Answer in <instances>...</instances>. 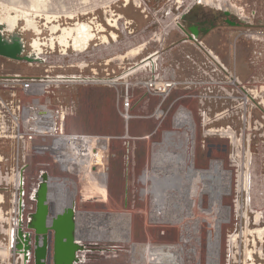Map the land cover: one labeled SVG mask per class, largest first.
<instances>
[{"label": "rangeland", "instance_id": "1", "mask_svg": "<svg viewBox=\"0 0 264 264\" xmlns=\"http://www.w3.org/2000/svg\"><path fill=\"white\" fill-rule=\"evenodd\" d=\"M192 9L217 17L228 9L237 24L196 37L183 27ZM263 21L264 0H0V33L24 44L20 59L0 57V76H61L51 95L66 110V130L107 138L105 173L88 183L66 171L67 154L58 166L49 155H17L0 106V264H35L33 255L24 262L10 252L13 181L22 171L21 228L31 231L29 198L46 170L59 189L50 194L53 208L71 196L75 211L93 214L76 216L84 245L77 264L127 261L130 245L87 241L89 226H115L97 213L119 211L137 248L130 264H264ZM76 23L89 25L84 49L72 45L75 32L66 44L57 40ZM161 75L172 83L164 97L147 85Z\"/></svg>", "mask_w": 264, "mask_h": 264}, {"label": "built area", "instance_id": "2", "mask_svg": "<svg viewBox=\"0 0 264 264\" xmlns=\"http://www.w3.org/2000/svg\"><path fill=\"white\" fill-rule=\"evenodd\" d=\"M168 77H155L148 83L149 87L160 90L163 96L167 87L171 86ZM65 81L61 76L56 78L21 76H0V106L9 118L8 134L14 141L17 155L26 156L49 155L56 166L60 164L58 155L68 147L71 151H79L95 159V165L102 166L105 160L107 140L104 135L73 132L66 130V110L54 102L51 88L54 84ZM164 97V96H163ZM120 114L127 122L130 114V96L121 95ZM17 180L19 172L16 173ZM15 195L17 189L14 187Z\"/></svg>", "mask_w": 264, "mask_h": 264}, {"label": "water", "instance_id": "3", "mask_svg": "<svg viewBox=\"0 0 264 264\" xmlns=\"http://www.w3.org/2000/svg\"><path fill=\"white\" fill-rule=\"evenodd\" d=\"M19 46L16 40L7 43L0 37V55L4 57L18 59ZM57 158L61 165L64 158L59 155ZM48 176L47 170L42 171L34 184L29 198L33 202L26 221V227L31 231L27 232L21 228L22 216L27 210L23 198L25 179L22 171H19L17 180L13 181L17 189V195L15 192L13 194L17 227L14 228L12 243L23 256L24 262L33 255L35 264H75L78 261L77 253L82 249V245L75 239L76 213L73 204L53 213Z\"/></svg>", "mask_w": 264, "mask_h": 264}, {"label": "bare ground", "instance_id": "4", "mask_svg": "<svg viewBox=\"0 0 264 264\" xmlns=\"http://www.w3.org/2000/svg\"><path fill=\"white\" fill-rule=\"evenodd\" d=\"M28 25H31L36 31L38 30V28L36 27V24L34 23L33 20L29 19ZM57 28H58V26H52L51 27L52 30H56ZM61 31H62V33H61L60 36H58L57 40L59 42H61V43H65V44L67 42L66 41V37L70 36L72 32L76 33V35H74L72 37V39H73V44L72 45L74 47H76V49L77 48L79 49V47H80V49H82L86 45V43L89 40V38H91V36H92L91 32L89 30V25L86 24V23H76L75 27H64V28H62ZM13 38L14 39L18 38L19 39V37L15 36V35H13ZM9 40L10 39H8V38L5 39V41L7 43H9ZM33 46L36 49L40 50L39 42L37 40H35L33 42ZM36 53L37 52H34L33 56H38V55H36ZM106 140H107V138H106ZM106 148H107V145L105 147V154H104L105 160L103 161L102 166H99V165H95V163H97V162H95V159H93V157H88V155H82L81 152H79V151H76V150L75 151H71L70 149H68V147H64L62 149L61 154H67V155L71 156L72 159H73V161L70 163L71 169H69V170L67 169L66 171L68 173H71V174H77V177L80 180H83L85 182L87 181L88 183L89 182H91V183L97 182L98 183L99 182L98 179L105 173V171L102 170L101 168L106 163V155H107ZM189 155H190V153H189ZM190 156H189V162H191V158H192ZM49 177L50 176H48V178ZM47 182H48V179H47ZM244 182H245V180H244ZM48 185L50 187L49 195L50 194H58V190L59 189H57L54 186H51L49 183H48ZM62 191H63V189H60L59 192H62ZM68 199L70 200V202L67 203V204L68 205H72L73 203H71V196ZM50 203H51V206H52V201L51 200H50ZM63 208H64V203L56 202V203H54V209L56 211H53V213H55V212H57L59 210H62ZM73 208H74V204H73ZM74 211H75V209H74ZM75 213H76L75 216H77L78 219L93 215L92 213L85 212V211H78V210L75 211ZM96 216H97V218L98 217H104V218H107V219L109 217L110 218L112 217L113 219L115 218V221H116L115 226H112L111 229H109L108 226H106L105 228H102V229H98V228L96 229V228H92V226H89L88 227V231H89V234H90L91 237L88 238L87 241L88 242L90 240H95L96 241V239L108 240V239L112 238L114 241H118V242H121V243L128 244L131 247V249H130L131 253L130 252H129L130 254L128 253L129 254L128 257H127L128 259H126L127 261H125L124 264H130V263H132L131 261L134 262L135 261V260H133V257H135L134 256V252H136L137 248L135 249L134 244L129 240L128 226H127V221L124 218V217H126V216H124V213L123 212L121 213L120 211L117 212V213H115V212L103 213L102 212V213H97ZM14 222L17 223V218H14ZM13 234H14V227L13 228L11 227V229L9 230V236H10V238H9V248H10V252H11V250H13L12 249V246H13L12 235ZM75 239L78 242V239L76 237V232H75ZM100 242L102 243V241H100ZM79 244H81V243L79 242ZM81 245L84 247L83 244H81ZM144 256L146 257V255H144ZM149 260H151V256H149V258H147V260H145V261L142 260V261L143 262H149ZM77 262H75V264H77ZM82 264H87V263H83L82 262ZM117 264H121V263H117Z\"/></svg>", "mask_w": 264, "mask_h": 264}, {"label": "flooded vegetation", "instance_id": "5", "mask_svg": "<svg viewBox=\"0 0 264 264\" xmlns=\"http://www.w3.org/2000/svg\"><path fill=\"white\" fill-rule=\"evenodd\" d=\"M222 10V14L220 16H212V15H208L205 13H198L195 12L196 9H192V13L187 14L184 17V23L185 25L183 26L185 28V30L187 31L188 34H196V37H203L204 35H207L213 28H215L216 26H219L218 28L222 27V24H225L226 26L229 27H233L236 26V22L232 21L230 19V14L232 13V11L228 10V9H221ZM252 14V18H251V25H254L253 23L256 22V20H259L258 16L256 15V11L252 10L251 11ZM241 21H243L242 19H240ZM264 22V21H263ZM253 32V31H252ZM255 33H258L257 31H255ZM2 35V36H1ZM14 35V34H13ZM13 35L10 37H4L3 34L0 33V37L2 39H10L9 43L13 40H16L18 42V44L20 45V51L18 53V59L21 58V53L24 51V44L22 42V40L20 39H14ZM13 38V39H12ZM12 39V40H11ZM6 42V41H5ZM0 57H4L2 55H0ZM29 56L28 55H24V58L27 59ZM7 59H11L8 57H4ZM17 59V60H18ZM14 60V59H13ZM16 228V227H15ZM11 250L13 253H19L21 255L20 252H18V249L16 248V246H12Z\"/></svg>", "mask_w": 264, "mask_h": 264}, {"label": "crops", "instance_id": "6", "mask_svg": "<svg viewBox=\"0 0 264 264\" xmlns=\"http://www.w3.org/2000/svg\"><path fill=\"white\" fill-rule=\"evenodd\" d=\"M51 209L54 211V208L51 206Z\"/></svg>", "mask_w": 264, "mask_h": 264}]
</instances>
